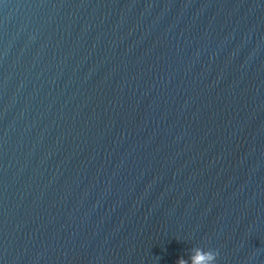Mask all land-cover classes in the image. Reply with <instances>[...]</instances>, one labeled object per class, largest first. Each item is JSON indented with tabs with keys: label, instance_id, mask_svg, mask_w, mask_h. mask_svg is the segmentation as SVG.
Returning a JSON list of instances; mask_svg holds the SVG:
<instances>
[{
	"label": "water",
	"instance_id": "water-1",
	"mask_svg": "<svg viewBox=\"0 0 264 264\" xmlns=\"http://www.w3.org/2000/svg\"><path fill=\"white\" fill-rule=\"evenodd\" d=\"M264 264V0L0 2V264Z\"/></svg>",
	"mask_w": 264,
	"mask_h": 264
},
{
	"label": "clouds",
	"instance_id": "clouds-1",
	"mask_svg": "<svg viewBox=\"0 0 264 264\" xmlns=\"http://www.w3.org/2000/svg\"><path fill=\"white\" fill-rule=\"evenodd\" d=\"M2 2V0H0ZM198 251L201 254V260L198 262V264H215V256L216 253L213 250H201L198 249ZM182 258H178L177 264H180V261Z\"/></svg>",
	"mask_w": 264,
	"mask_h": 264
}]
</instances>
